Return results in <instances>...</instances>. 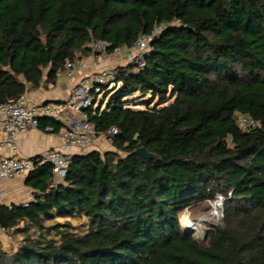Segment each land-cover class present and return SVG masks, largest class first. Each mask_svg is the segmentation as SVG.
<instances>
[{
    "label": "trees",
    "instance_id": "16d2710c",
    "mask_svg": "<svg viewBox=\"0 0 264 264\" xmlns=\"http://www.w3.org/2000/svg\"><path fill=\"white\" fill-rule=\"evenodd\" d=\"M158 27L86 109L98 133L117 128L113 149L73 154L58 181L36 160L34 199L0 204L7 233H37L0 264H264V0H0V102L55 82L93 41L112 53ZM218 194L221 223L199 241L180 214Z\"/></svg>",
    "mask_w": 264,
    "mask_h": 264
},
{
    "label": "built area",
    "instance_id": "2783aa9c",
    "mask_svg": "<svg viewBox=\"0 0 264 264\" xmlns=\"http://www.w3.org/2000/svg\"><path fill=\"white\" fill-rule=\"evenodd\" d=\"M159 30L158 27L152 33H139L131 47H116L112 53L107 50L108 42L93 41L88 57L74 59L66 64L65 75L68 78L78 76V81L70 87L65 99L38 103L22 93L14 100L0 102V147L8 150V154L0 158V178L12 179L26 175L37 160L39 163H49L54 176L61 179L67 172L75 149L95 146L101 138L115 135L117 128L114 126L105 133H98L86 112L102 95L103 86L114 85V67L103 64V61L122 52L125 62H134L141 66L144 56L152 49L150 42ZM91 65L96 69L89 79L85 72ZM42 118L56 121L59 128L55 129L52 124L41 126ZM237 123L247 126L254 125L255 121L251 117L240 115ZM30 129L54 135L61 146L45 148L35 157L20 155L17 139ZM23 204L26 205L27 202ZM6 235V228L0 222V238Z\"/></svg>",
    "mask_w": 264,
    "mask_h": 264
},
{
    "label": "crops",
    "instance_id": "0c3cea01",
    "mask_svg": "<svg viewBox=\"0 0 264 264\" xmlns=\"http://www.w3.org/2000/svg\"><path fill=\"white\" fill-rule=\"evenodd\" d=\"M113 56V55H112ZM117 63L112 65V60L103 61V64L115 67L117 64H122L121 57L114 54ZM123 57V55H122ZM95 67L90 66L85 72V75L90 79L95 72ZM78 81V76L74 78H68L65 75V71L58 74L55 82H47L42 79L40 85L37 88L31 89L25 94L35 102L46 103L50 101L65 99L70 91V87ZM20 155L27 157H35L45 148L60 147V141L52 134H44L38 130L30 129L21 134L17 139ZM109 144V143H107ZM106 143L100 139L95 146L75 149L76 153H86L92 149L110 150L111 145L107 146ZM8 154V150L4 147H0V158ZM26 175L16 176L12 179L0 178V204L11 205L32 201L35 197V190L25 184ZM60 178L55 177V180Z\"/></svg>",
    "mask_w": 264,
    "mask_h": 264
},
{
    "label": "rangeland",
    "instance_id": "374dc122",
    "mask_svg": "<svg viewBox=\"0 0 264 264\" xmlns=\"http://www.w3.org/2000/svg\"><path fill=\"white\" fill-rule=\"evenodd\" d=\"M122 55L123 53L121 52L119 56L122 58ZM106 60L107 61L112 60V65H115V63H117L116 57H114V55L113 56L111 55L110 58ZM121 61L122 62H119V63H125L123 58L121 59ZM101 99H102V95L98 97L95 105H97ZM107 100H108V97H105L102 103L103 106L106 104ZM101 140L102 142L106 144L107 143L110 144V141L107 138H101ZM109 144H107V146ZM111 149L113 148L111 147ZM100 151L103 152L105 150L104 148H102ZM216 199L214 201H206V202L194 204L193 206L184 209L182 213L180 214L179 221H180V225L182 226V228H183L182 220H187L188 222L194 223L196 224V226H198V232L190 233V234L193 235L195 238H197L199 241L205 240L206 231L212 225H218L221 223L222 216L217 218V215L215 214L217 212L222 211V209H219L216 207V204H215ZM71 222L75 224L78 221L75 219H72ZM19 227L20 229L23 230L24 229L23 223H20ZM26 235H29L32 238L35 237L37 235V233L35 232V228L31 227L28 230L8 232L5 237L0 238V247L9 252L15 251L16 249H18L20 244L24 242V237Z\"/></svg>",
    "mask_w": 264,
    "mask_h": 264
},
{
    "label": "water",
    "instance_id": "95a60500",
    "mask_svg": "<svg viewBox=\"0 0 264 264\" xmlns=\"http://www.w3.org/2000/svg\"><path fill=\"white\" fill-rule=\"evenodd\" d=\"M135 151L138 155L143 158L152 159L155 157V155L152 152L148 151L145 146H140L136 148Z\"/></svg>",
    "mask_w": 264,
    "mask_h": 264
},
{
    "label": "bare ground",
    "instance_id": "6f19581e",
    "mask_svg": "<svg viewBox=\"0 0 264 264\" xmlns=\"http://www.w3.org/2000/svg\"><path fill=\"white\" fill-rule=\"evenodd\" d=\"M182 222H183V228L185 231H187L189 233H197L198 232V226H196V224L188 222L187 220H182Z\"/></svg>",
    "mask_w": 264,
    "mask_h": 264
},
{
    "label": "clouds",
    "instance_id": "9594fccd",
    "mask_svg": "<svg viewBox=\"0 0 264 264\" xmlns=\"http://www.w3.org/2000/svg\"><path fill=\"white\" fill-rule=\"evenodd\" d=\"M230 195V194H229ZM225 197L224 196H220L218 195L217 199H216V207L219 208V209H222L223 208V201H224ZM217 215V218L221 217L222 216V211L220 212H217L215 213Z\"/></svg>",
    "mask_w": 264,
    "mask_h": 264
}]
</instances>
